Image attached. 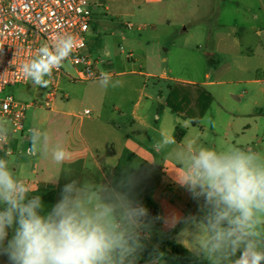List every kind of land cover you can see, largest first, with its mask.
<instances>
[{"label": "clouds", "instance_id": "obj_1", "mask_svg": "<svg viewBox=\"0 0 264 264\" xmlns=\"http://www.w3.org/2000/svg\"><path fill=\"white\" fill-rule=\"evenodd\" d=\"M76 45L73 34H57L51 46H40L21 65L23 77L48 87L46 77L71 58ZM99 79L104 88L120 85L107 72ZM190 123L183 121L182 126ZM161 136L160 141L153 138L157 153L163 145L176 144L172 131ZM48 139L47 132L30 128L27 154L50 156L63 165L70 151L62 144L49 149ZM7 141L5 121L0 120V143ZM171 159L179 165L172 172L174 182L197 202L201 215L152 216L135 195L145 178L137 175L138 168L126 170L115 187L111 181L87 180L77 187L78 180L71 179L46 212L26 176L13 171L10 156L0 158V256H6L8 264H138L155 223L163 219L166 228L185 225L182 236L195 225L196 255L208 264H264V154L237 146L217 150L191 139ZM150 257L147 264H164L158 245Z\"/></svg>", "mask_w": 264, "mask_h": 264}, {"label": "crops", "instance_id": "obj_2", "mask_svg": "<svg viewBox=\"0 0 264 264\" xmlns=\"http://www.w3.org/2000/svg\"><path fill=\"white\" fill-rule=\"evenodd\" d=\"M157 1L162 2L163 0ZM238 29L245 30L246 28L240 26ZM186 30L185 27L182 31ZM177 33H181V31L163 35L159 33L157 27L151 31L147 30L148 36H155L153 38L157 40V45L166 46L165 44L170 42V47L165 48V51L176 46ZM121 34L125 36L126 40V31L125 34L123 32ZM256 34L260 41L259 48L244 45L242 39L235 37L234 42L236 44L238 42L239 47L238 44L237 46L234 44V49L228 50L232 53V58L240 69L241 76L248 73L246 66L253 57H258L264 61V30L261 29ZM169 38L173 41H166ZM144 46V54L140 57H135L133 51L126 52L125 62L119 68L115 67L109 54L105 55V59H103L102 56L104 55L92 53L88 46V53L101 62L107 63L103 65L104 67H114L119 71L114 73L115 75L111 78L113 81H120V85L115 88L111 85L104 88L100 80H97V84L90 88L86 95L90 108H85V110H92L93 117L83 116L82 111L66 110L62 113L64 121L58 127L39 128L40 131L48 134L49 149L62 144L70 151V159L63 165L54 163L50 156L44 158L39 155L38 160H35V156L27 154L28 148L25 147V144H29V130H26V125L22 135H16L10 140L11 154L0 153V158L10 156L14 172L31 180L32 194L42 197L46 212L51 211L52 205L59 199L61 188L71 179L78 180L77 187H81L86 180L93 184H107L111 181L113 182L112 186L115 187L116 183L123 178L126 170L136 171L138 168L137 175L145 178L134 189L135 195L149 209L152 216L156 214V217L170 218L173 213L177 216L201 215L197 202L174 182V173L172 172L178 171L179 165L175 164L171 158L175 157L178 152H182L180 148L185 150L186 147L190 129L189 126H182L183 121L190 119V127L198 129L201 134L200 137H203L202 129L205 120L216 100V95L212 89L215 87H219L224 92V98L219 102L222 103L220 107L226 118L220 126L211 127L214 135L220 139V144H213V147L217 150H223L230 146H237L264 154V67H255V77L247 80H232L227 77L225 72L218 71L214 67L213 70L206 71L202 81H196L177 76L168 64V56L164 55L161 59L164 66L159 72H149L144 69L128 71L129 68L137 67V65L139 69L147 68L145 64H138L141 61L147 62L149 60L150 42H144ZM210 55L214 56L215 53H210ZM136 77L142 79L144 83L149 82L150 79L164 82L168 84V91L164 94V89L157 87L158 85H156L157 91H148L149 88L144 83L139 88ZM176 84H183L184 86H182L183 88H176ZM237 85L247 87L243 88L241 96L234 95L236 88L233 86ZM208 96H211L212 101L207 110L203 111L202 104ZM246 96L249 101L245 103L232 100L233 104L227 105L230 99H241V97L246 98ZM48 97L49 95H47ZM53 99L50 105L55 106L58 104V96L55 94ZM168 101L178 106H184L183 108L188 110H184L183 113L177 110L176 113H173ZM190 103H192V107L189 109ZM47 104H49V99ZM242 104H244L243 107H241ZM198 106L201 110H198ZM165 111L167 117L170 115L172 118L170 126L161 123L162 112L165 113ZM228 117L230 118L228 119ZM178 125L186 131L184 137L181 140L175 138L176 144L163 145L160 153H157L152 147L153 138L160 141L162 139L161 133L166 134L170 131L175 136ZM152 160L158 163L149 164L148 162ZM156 170L160 171L158 173H161L169 184V197L152 193ZM119 173H122L121 176ZM178 190L190 196V199L185 200V207L190 214L180 209L177 201L173 199L177 196ZM45 197L49 199H45ZM153 201L154 203H152ZM152 204L154 206H151ZM155 225L160 237L163 238V258L167 264L168 249L164 245V239L173 229L178 230L174 242L189 250L191 248L190 251L196 254L195 236L197 228L195 225L188 226L186 236L181 235L185 227L182 223H177L174 228H166L164 220L160 219ZM11 235L12 231L9 229V238ZM148 242L153 245L150 240ZM0 264H8L6 256H0Z\"/></svg>", "mask_w": 264, "mask_h": 264}, {"label": "rangeland", "instance_id": "obj_3", "mask_svg": "<svg viewBox=\"0 0 264 264\" xmlns=\"http://www.w3.org/2000/svg\"><path fill=\"white\" fill-rule=\"evenodd\" d=\"M240 26H245L246 29H238ZM155 27L163 35L181 31V33H177L176 46L165 51V48L170 47V42L165 44L166 46L157 45V40L153 38L155 36L147 35V30L151 31ZM185 27L187 30L182 31ZM94 28L95 30H92L88 36L89 49L96 55L99 53L104 55L103 59H105V55L109 54L117 68L125 62L126 52L133 51L135 57H140L144 54V42H150L149 60L138 63L147 65V68L139 69L137 65V67L129 68L128 71L144 69L149 72H159L164 66L161 62L164 55L168 56V64L177 76L196 81H202L206 71H211L214 67L218 71L225 72L227 77L232 80L254 78L255 67H264V61L253 57L246 66L248 73L241 76L240 69L232 58V53L228 51L234 49L235 37L242 39L244 45L259 48L260 41L256 33L261 29L264 30V0H163L162 2L157 0H105L103 8L95 12ZM125 31L126 40L125 36L121 34L122 32L125 34ZM235 34L237 35L235 36ZM166 41H173V39L169 38ZM237 44L239 47L238 42ZM213 52L215 55H210ZM224 65H226L225 68H223ZM62 68L75 77L77 76L76 68L70 62L64 63ZM102 69L107 73L118 71L114 67H103ZM46 79L49 78L46 77ZM136 80L138 87L141 88L144 82L138 77ZM97 82H74L63 78L56 94L58 104L55 106L47 104V95L54 90L52 79H50L48 87H37L31 82L10 86L6 88L2 97L13 95L24 104H33L26 112V130L33 127L39 129L53 126L55 128L64 121L62 114L64 111L72 109L84 112L85 108H90L86 95ZM144 84L149 88L148 91H157V87L163 88L164 94L168 91V84L156 79H150ZM156 85L158 86L156 87ZM176 85V88L184 86L183 84ZM233 88H236L234 95L241 96L243 88L247 87L237 85ZM212 89L216 100L205 120L202 129L204 135L200 137V131L189 126L190 132L187 141L196 139L198 144L214 148L213 144H220V139L214 135L211 127L220 126L226 115L220 107L222 103L219 102L224 98V92L219 87ZM232 100L242 103L249 101L247 96L246 98L241 97V99L233 98L229 100L228 106L233 104ZM175 107L181 113L188 110L183 108L184 106L175 105ZM190 107H192V103L188 106L189 109ZM198 110L201 108L199 107ZM166 114V111L162 112L161 123L170 126L172 118L170 115L167 117ZM25 147L29 148L30 143L25 144ZM180 150L184 151L182 148ZM38 158L39 155H36L34 159L38 160ZM158 172L160 171H155L156 179L155 185L152 186V193L169 197V184ZM121 174L119 173V176ZM173 199L177 201L180 209L190 214L185 207V200L190 199V196L178 190L177 196ZM150 241L153 245H158L159 251L163 252V238L160 237L156 225H154ZM164 264L167 263L164 261Z\"/></svg>", "mask_w": 264, "mask_h": 264}, {"label": "built area", "instance_id": "obj_4", "mask_svg": "<svg viewBox=\"0 0 264 264\" xmlns=\"http://www.w3.org/2000/svg\"><path fill=\"white\" fill-rule=\"evenodd\" d=\"M105 0H0V120L5 121L8 141L0 143V153L9 155L10 140L25 131L26 112L33 104H24L13 95L2 94L6 88L29 83L22 74L21 65L36 50L51 46L57 34L70 33L77 45L71 58L64 61L76 68L77 76L62 67L55 69L49 79L54 90L49 94V104L57 94L63 78L74 82L100 80L103 65L88 50V36L94 28L95 12L103 8ZM63 63V64H64ZM111 76L114 72H108ZM83 116L93 117V111L84 110ZM29 185L31 180L27 178Z\"/></svg>", "mask_w": 264, "mask_h": 264}, {"label": "trees", "instance_id": "obj_5", "mask_svg": "<svg viewBox=\"0 0 264 264\" xmlns=\"http://www.w3.org/2000/svg\"><path fill=\"white\" fill-rule=\"evenodd\" d=\"M211 101V96H208L207 100L202 104L203 111L207 110ZM168 105L173 113L177 112L175 105L171 101H168ZM185 133L186 131L180 125H178L175 132V138L177 140H181L184 137ZM45 199L49 198L45 197ZM153 216H156V214ZM177 232V229H173L164 239V245L168 249V254L166 257V261L168 262V264H208L207 261L203 260L201 257H198L195 253L191 252L183 245L174 242V237ZM146 244L147 247L141 255L138 264L147 263L148 260L151 258L150 253L152 252L153 245L150 244L148 241L146 242Z\"/></svg>", "mask_w": 264, "mask_h": 264}, {"label": "water", "instance_id": "obj_6", "mask_svg": "<svg viewBox=\"0 0 264 264\" xmlns=\"http://www.w3.org/2000/svg\"><path fill=\"white\" fill-rule=\"evenodd\" d=\"M151 215H152V213H151Z\"/></svg>", "mask_w": 264, "mask_h": 264}]
</instances>
